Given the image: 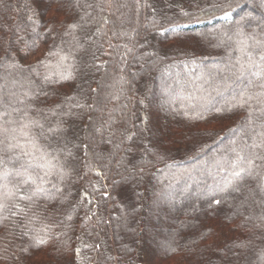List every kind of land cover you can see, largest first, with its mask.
Wrapping results in <instances>:
<instances>
[{
  "label": "trees",
  "instance_id": "1",
  "mask_svg": "<svg viewBox=\"0 0 264 264\" xmlns=\"http://www.w3.org/2000/svg\"><path fill=\"white\" fill-rule=\"evenodd\" d=\"M124 2L115 15L104 13L99 33L90 24L86 41L79 34L75 78L63 80L50 50L67 51L64 25L92 9L71 0H0V115L9 114L0 119V174L27 159L9 144L39 159L69 141L59 157L67 175L61 180L54 169L45 184L52 199L3 200L0 264H264V166L238 190L221 191L235 152L251 151L248 109L232 102L241 89L259 92L261 82L237 79L232 66L242 55L241 27L255 45L252 58L264 51L256 45L264 41V0ZM57 123L63 138L47 131ZM119 205L131 216L129 241L120 237Z\"/></svg>",
  "mask_w": 264,
  "mask_h": 264
},
{
  "label": "snow or ice",
  "instance_id": "2",
  "mask_svg": "<svg viewBox=\"0 0 264 264\" xmlns=\"http://www.w3.org/2000/svg\"><path fill=\"white\" fill-rule=\"evenodd\" d=\"M71 6L76 9L90 8L92 12L85 11L84 15L80 16L79 20L64 25L65 31L60 34L61 37H72V42L69 43L67 51H65L63 47L60 48L59 52L50 50V55H58L60 57L59 67L63 68L64 71H61L59 75L63 80H72L75 78L73 75L76 69L74 54L75 51L83 47L79 34L83 33V39L86 41L88 39V26L90 24L98 25L96 31L99 33L102 30L99 25L105 24L108 19L104 13L109 12L110 15H115L120 12L122 8L127 7V4L124 0H93L91 3H82L81 0H71ZM93 12L96 14L93 15ZM106 34L107 33H105V35ZM113 35L127 36L129 34L126 32H114ZM237 35L240 39L237 41L236 50L242 55L232 66L235 69L233 74L236 75L237 79H247L250 84H253L257 80L261 83L259 85V92L253 93L248 89H241L233 98V107L248 109L247 124L253 135L251 136L252 143L248 145L251 149L248 155H244L243 150L237 151L235 152V158L230 161L232 169L231 176L230 178H226L221 188L222 192L238 190V184L245 175H253L254 172L259 175L257 170L264 166V51L259 55V60L253 59L252 52L249 51V48L255 45L249 44V37L245 35L242 27L237 30ZM129 38L131 39V37ZM229 39H231V37H229ZM256 45H259L261 49L264 50V41H256ZM125 47H127V45H125ZM128 51H131V49H128ZM244 56L248 57L246 62H242ZM14 66L15 65H13V67ZM45 79L50 80L51 76L46 75ZM77 106L81 108L86 107V105L83 104H78ZM7 115H9L7 112L3 113L0 115V119ZM30 123L41 128L42 134H44L43 124L39 123V121H31ZM28 127L29 124L21 125V133L25 136L29 134L24 132L23 129ZM3 131L7 133L9 130L3 128ZM12 131L15 132L16 129H12ZM47 131L51 133L52 136L61 138H63L65 132L61 123H57L55 127L49 126ZM97 131L99 132L100 129H97ZM13 139H15V137H13ZM125 139H131V137L126 136ZM68 142L69 141L65 140L63 148H55L52 152H46L45 150V153L41 155L39 159H37L33 153L26 151L24 145L18 142L16 144L7 145L9 150L20 149L21 155L27 157V159L21 163L20 168L16 169L15 172L5 171L3 174H0V181L4 182L0 187L6 190L3 193V197H0V212H3L8 207L7 203L3 202V200L11 199L17 196V194H20L18 198L21 201L31 202L40 196H44L47 199L53 198L51 194L52 189L45 187V184L51 183L48 178L53 175L54 169L56 170L55 174L58 175L61 180L67 175L64 171L65 165L60 163L59 157L60 154L67 150ZM29 143H31V141H29ZM78 147L87 153L89 146L88 144H81ZM257 149L260 151H257ZM67 154L68 156L73 155L70 150L67 151ZM140 172H143V169H140ZM9 176L13 177L15 183L8 180ZM261 181L262 183L259 187L260 191L264 193V176H261ZM10 183L11 188H9ZM52 188H54L56 192L63 194L62 189L57 185L52 184ZM213 202L216 205H220L221 199H215ZM14 206L17 207L19 213H24L23 208H19L18 205ZM71 218L69 214L68 219ZM0 219H6V217H0ZM41 243H43V241H41Z\"/></svg>",
  "mask_w": 264,
  "mask_h": 264
},
{
  "label": "rangeland",
  "instance_id": "3",
  "mask_svg": "<svg viewBox=\"0 0 264 264\" xmlns=\"http://www.w3.org/2000/svg\"><path fill=\"white\" fill-rule=\"evenodd\" d=\"M185 80L187 82L189 81V76L188 75L186 76ZM236 89H238V88H235V90ZM123 162H124L123 158H120L119 166H117V170H116L117 171V175L118 176L120 175L122 177H123V174H125V169L123 168V164H122ZM131 171H134V169L128 167V169L126 170V173L127 172L130 173ZM128 185H129V183L126 182V181H122V182H120L118 184L119 188L122 189V190H124L125 192H126V189L128 188ZM115 213H116L115 215H119V217L122 220V223H124V228H122L123 230H121V232H120V235H121L120 237L122 238V236H123L125 240H128L129 241L130 240V237L132 235L131 216H130V214L127 211H124V207H121L120 205L117 207V212L115 211ZM151 228L153 229V231H154L155 234H157L159 232V229H157L155 225H152ZM124 229H126L127 231H124ZM117 231L118 230H116L115 228H113V233L115 235V238L118 236V232Z\"/></svg>",
  "mask_w": 264,
  "mask_h": 264
}]
</instances>
